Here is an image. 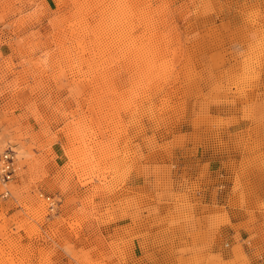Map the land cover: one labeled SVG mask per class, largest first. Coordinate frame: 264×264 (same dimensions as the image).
<instances>
[{
    "label": "rangeland",
    "instance_id": "374dc122",
    "mask_svg": "<svg viewBox=\"0 0 264 264\" xmlns=\"http://www.w3.org/2000/svg\"><path fill=\"white\" fill-rule=\"evenodd\" d=\"M6 147L0 264H264V0H0Z\"/></svg>",
    "mask_w": 264,
    "mask_h": 264
},
{
    "label": "built area",
    "instance_id": "2783aa9c",
    "mask_svg": "<svg viewBox=\"0 0 264 264\" xmlns=\"http://www.w3.org/2000/svg\"><path fill=\"white\" fill-rule=\"evenodd\" d=\"M15 151L10 147L0 148V185H5L13 179L16 173ZM2 196L9 194L8 189L2 191Z\"/></svg>",
    "mask_w": 264,
    "mask_h": 264
},
{
    "label": "bare ground",
    "instance_id": "6f19581e",
    "mask_svg": "<svg viewBox=\"0 0 264 264\" xmlns=\"http://www.w3.org/2000/svg\"><path fill=\"white\" fill-rule=\"evenodd\" d=\"M6 184H7V183H6ZM6 184L4 185V186H5V188H4V189H8V191H9V188H8V187H6ZM4 189H3V190H4ZM50 204L52 205V206H50V207H51V208H53V205H54V203H52V201H49V205H50Z\"/></svg>",
    "mask_w": 264,
    "mask_h": 264
}]
</instances>
